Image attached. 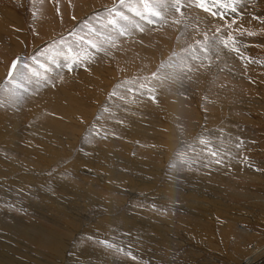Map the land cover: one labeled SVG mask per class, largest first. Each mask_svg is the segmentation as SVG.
Returning <instances> with one entry per match:
<instances>
[{
  "label": "rangeland",
  "instance_id": "374dc122",
  "mask_svg": "<svg viewBox=\"0 0 264 264\" xmlns=\"http://www.w3.org/2000/svg\"><path fill=\"white\" fill-rule=\"evenodd\" d=\"M163 2L171 3L172 0H163ZM207 2L211 8L210 12H215L216 16L197 8L192 3L191 6L183 9V17L172 11L166 23L157 21L152 24L136 16L127 7L119 8L133 22L139 23L144 31L140 32L132 28L130 36L119 37L117 47L109 48L110 55L90 49L93 53L92 58L84 61L80 66L74 65L73 70L69 72L63 67L66 62V49L62 45L60 46L62 54L49 53L48 56H41L39 53L62 38L71 43L74 51H78L79 42L69 33L77 31L85 39L92 38L88 30L82 28L85 21L92 23L98 30L105 31L91 18L103 14L106 8L118 6L119 0H0V79H2L0 118L3 122H0V126L6 128L5 124L8 121L13 119L16 121L20 116L31 111L28 108L36 107L35 110L39 108L40 112L46 114L43 117L38 113L33 116L35 124L41 129L47 122L44 118L56 116L53 108L43 107L44 103L51 104L52 98L61 90L70 91L72 96L76 94L81 97L84 94L82 89H75L72 86L73 82H80L74 83L80 85L86 82L85 79H95L103 85L110 86L108 92H104L96 101L86 105L88 112L96 109V104L104 110L99 120L95 117V120L93 118L83 125L86 133L82 135L75 151L72 149L73 141L67 140L73 137L66 138V144L68 143L67 146L71 148L69 155H65L66 163H69L66 164L69 167L64 176L65 192H57L60 183L57 181L56 187L51 185L49 189H45L50 197H54V202L52 198L46 199L43 196L32 200L36 201L32 203L37 210H40L38 207L47 206L48 212L51 213L55 202L63 204L54 205L70 208L73 202L80 201L84 210L89 206L84 202H87V199L89 202L91 199L93 203L88 208L90 212L85 211L81 219L84 225L89 222L96 223L97 220L99 224L91 227L92 235H83L84 239L79 244V249L75 250V253L81 256L70 254L66 262H62L47 250L33 246L36 250L31 253L30 259L35 264H48V262L49 264H242L244 259L250 256L253 248L258 249L264 244V0H238L235 13L231 9L219 7L213 3V0ZM222 2L228 3L230 0H222ZM125 3L137 10H143L142 0H125ZM182 3L189 5L190 0H182ZM173 17L179 19L180 23H174ZM233 20L235 23L228 28L227 25ZM217 27L221 29L219 33L215 31ZM229 32L232 33L239 52L220 45L217 54L216 38H227ZM249 32L252 35H249ZM205 34L209 38L210 45L207 58L195 43L198 40L203 41ZM95 39L99 40V37ZM190 45L196 48L195 53L185 51ZM192 55H196L198 59L193 60ZM34 56L50 71L45 72L39 64L34 63L32 60ZM177 56L184 57L193 71L180 79L156 80L152 77L153 72H157L162 78L174 71L178 73L179 69L166 66L170 58L176 60ZM17 57L21 58L22 63H27L37 72L48 76L51 83L46 81L38 83L37 77H32L30 81H21L23 86L17 89L21 99L19 102H14L8 92V89L13 87L8 83V72L11 62ZM57 63H61V67H57ZM110 80H112L110 84L113 85L109 84ZM142 83L146 85L145 88L140 87ZM149 87L155 89L153 93L156 96L155 102L147 92ZM113 91L117 92L116 96L111 95ZM89 96L85 94L87 99L90 98ZM110 101L119 106L106 108L105 104ZM67 104L69 105L70 102ZM16 115L19 116L15 117ZM91 116L89 112L87 117ZM41 121L43 123H40ZM136 128L139 130L142 128L146 133L140 146H137L138 141H134L137 149L133 156L138 160H146L149 163L161 162L160 157L153 159V150H158L161 144H168L166 149L164 146L161 150L168 151V156L171 154L173 160L169 158L172 164L169 165L170 167L167 166L165 170L168 171H164L165 174H161L160 177L162 180H159V183L167 184L163 186L162 193L156 192L174 200L136 199L130 206L128 201H132V198L128 197L126 201V195L109 193L104 185H100L101 191L96 189V193H90L81 181L83 175L89 177V174L74 170L73 164L79 154L87 153L89 158L87 160L98 159L100 155L98 152L103 149L107 156H102L113 162L111 167L119 164L117 169L129 172L127 175L131 177L141 176L143 173L147 176L151 175L150 167L146 170L144 162L139 163L135 168L124 166L126 154L117 152L121 147L127 146L128 139L125 135ZM147 129L150 132L149 130L146 132ZM201 138L205 139L207 144H201ZM54 143L58 144V142ZM210 151L215 152L216 155L212 156ZM13 159H16L15 153L1 150L0 171L5 170ZM217 159L221 163H215ZM63 166L65 167L64 164ZM63 166L53 165L50 175L53 176ZM80 168L88 167L80 166ZM101 174L105 173L101 172ZM0 183L4 182L0 180ZM10 189H4L2 192L0 187V200H5L8 204L4 206L0 203V209L2 208L4 212V214L0 212V220L12 222L11 216H13L26 221L27 224H33L34 219L38 226L56 232L55 229L58 227L53 225L51 220L44 219L38 212L37 215H33L35 210L25 207L24 203L28 200L20 197L18 189ZM110 189L129 190L125 187L119 189L116 185ZM5 192L14 198L3 197L2 194ZM97 198L102 201L101 204L98 203ZM111 200L120 202L115 208L105 207L107 204L104 205V201L111 202ZM119 205L122 209L119 214H134L146 218V222L150 221L156 226L154 231L139 227L128 233L125 229L103 220L111 212H117ZM219 208L222 210L220 211ZM190 221H196L198 226L201 225L198 229H192L187 225L191 223ZM69 222L70 219L62 220V223L66 224L65 228L68 227ZM167 222L187 224L175 234L169 231L170 228H166ZM122 223L117 222L119 226H122ZM206 225L207 227L210 225L208 228L213 226L212 242L223 243L225 249L218 251L216 245L206 246L201 242V235L206 237ZM238 226L244 227V234L238 232ZM0 232L3 236L9 235L2 229ZM167 232H170L173 238H166ZM104 241L114 247H108L102 243ZM0 242L8 241L6 238H1ZM13 245L17 252L22 254L30 252L29 248L22 247L18 243ZM262 252L264 253V249ZM263 260L264 255L256 256L255 264H264Z\"/></svg>",
  "mask_w": 264,
  "mask_h": 264
},
{
  "label": "bare ground",
  "instance_id": "6f19581e",
  "mask_svg": "<svg viewBox=\"0 0 264 264\" xmlns=\"http://www.w3.org/2000/svg\"><path fill=\"white\" fill-rule=\"evenodd\" d=\"M194 8H195V6L193 7V9ZM198 10L200 11V9H198ZM209 13H212V12H209ZM202 15H204V14L202 13ZM204 16H207V15H204ZM1 74H3V73H1ZM78 78H79V76H78ZM1 80L2 79H0V87L2 85ZM107 80H109V79H107ZM85 81L86 82H84L80 85H76V84H79L80 82L75 81V82H73V85H72L75 89L79 88V89H82L84 91L83 92L84 94L81 97L77 96L76 94L72 96L70 91L66 92L64 90H61V91H59L58 94H56V95L53 94V96L54 95L55 96L52 98L51 104L50 103H44L43 107L50 106L51 108H53L57 117L56 116H54V117L50 116L51 118H49V117L44 118L47 122H46V124H44V127L42 126L41 129H39L40 128L39 125L35 124V118H33V116L37 115V113H38L40 116L43 117V115H46V114L40 112L41 110L39 108L35 110L36 107L35 108H33V107L28 108V110H31V111H28V114H26V115L20 116V118H18L16 121L14 119L10 120V122L8 121L5 124L6 128H3L2 126H0V151L3 150V151L8 152V153H13V154L15 153V156H16V159H13V161L10 162V164L7 167H5L6 168L5 170L1 169V171H0V177H1L0 180H2L4 182V183H0V187L2 189V192L4 189H10V188H11L10 190L18 189V191H19L18 193L20 194V197L28 200V202L24 203L25 207L27 209H34L35 210V213L33 215H37V212H38L39 214L43 215L42 217L44 219L51 220L54 223V224L53 223L52 224L58 227V229H55L56 232H53V229H45L41 226H38L36 220H34V219L32 220V221H35V222H33V224H27L26 221H21V220L17 219L16 217H13V216H11L13 219L12 222H7L4 219L0 220V229L4 230L5 232H7L10 235V236L9 235L3 236V234L0 232V239L6 238L8 241V242H0V264H35L30 259V255L34 250H36V248H35L36 246L41 248V249L43 248L44 250H47L49 254H52V255L54 254V257L57 259H60L62 262L63 261L66 262V260L69 258L70 254L81 256V254L75 253V250L79 249L78 248L80 246L79 244L84 239L83 235L84 234L87 236L92 235L91 231L93 228L91 229V227L95 226L98 223L97 222L98 220L96 221V223L91 224V222H89L86 225H84V223L82 222V219H83L82 216H83V214H85V211L90 212V210L88 208H89V206H92L93 202L91 201V199L89 202H88V199H87V202H84V204H89V206L87 205L88 207L84 208V210H82L83 205L80 203V201H78L79 203L73 202V204L70 208H68L66 206L59 207L57 205L63 204V203L62 202H60V203L55 202L57 205H54L55 203H53L52 210L50 209L51 213L48 212L47 206L43 207V208L38 207V209H40V210H37L35 204L32 203V202H34V203L36 202V201H32V200H34V198H41L43 196L46 199H48L51 195H49L45 191V189H49L51 185L52 186L55 185V187H56L57 181L60 182L57 192L58 193L65 192L66 188L64 187V185L66 182H64V181H66V179L64 176H65V171H66L67 167H69V166H66L67 158L65 157V155L66 156L69 155L68 152L70 151V148H71V147L67 146L68 143L66 144V138L73 137V138H68L67 140L71 139L73 141V143L71 142V144H73L72 149L75 151L76 147H78L79 142H81L80 139H82V135L84 133H86L85 132V126H83V125L85 123L91 121L93 118H94L93 120H95V117L97 119L101 117L102 111L104 109H100L98 107V104H96L97 105L96 109H94L93 111L92 110L89 111L92 114L91 117H87L89 115V112H88V110H86L85 107H86V105H90L91 103L96 101L98 96H101V94H104V92H108L110 90V86L103 85V84H101L102 82H97L95 79H91V80L85 79ZM111 81L112 80L109 81V84ZM74 83H76V84H74ZM85 94H89L90 98L87 99L85 97ZM91 97H92V99H91ZM143 97L144 96H142V98ZM44 101H46V100H44ZM69 102H70V104L68 105L67 103H69ZM95 103H97V102H95ZM114 105L119 106L118 104H115V103L113 104V101H110L109 103L105 104V107L106 108L110 107V106L113 107ZM48 109L50 111L49 107H48ZM175 111L178 112L176 108H175ZM7 114H9V113H7ZM171 115H173V114L171 113ZM18 116L19 115H16L15 117H18ZM30 117L33 119H29ZM188 118H189V116H188ZM32 120H33V122H32ZM138 120H140V119H138ZM0 122H2V118H0ZM81 122H83V123H81ZM126 122H129V121H126ZM134 122H133V124H134ZM40 123H43V122L41 121ZM137 124H138V122H137ZM96 126H98V125H96ZM133 126H135V125H133ZM171 128H173V127H171ZM136 129H138V128H136ZM136 129L134 131L130 130L125 135V136H127V139H128V141L126 142L127 146L121 147L120 149H118L117 152H119L121 154H126V161L124 163V166H126L128 168H135L138 166L139 163L141 164L142 162H144V166H145L146 170H148V167H150L151 175H149V176H151V177L145 175L144 173H143L144 176L142 174L141 176L132 175L133 177H131V176L127 175V174H129V172H124L123 170L117 169L119 167V164L116 165L115 167H111V166H113L112 165L113 162L111 163V160H108L105 156L104 157L102 156V155L107 156L106 152L103 151V149H102V151L100 150V152H98V153H100L98 159L95 158V159L87 160V159H89V158H87V155H86L87 153L84 155H83V153H82V155L79 154L77 156L76 160L74 161V164H73L74 170H76L78 173L85 171L87 174H89V177L83 175L82 176L83 180H81V179L80 180L84 182V184H85L84 188L88 189L90 191V193H96L97 192L96 189L101 191L100 185H104V186H106L105 188L109 190V193L110 192H112L113 194L114 193H122V194H124V196L126 195V197H127L126 201H128V199H129L128 197L132 198V201H130V200L128 201V204L130 206L133 203V200L135 201L136 199L137 200L143 199L142 201H149L148 199L160 200V201H162V200H168V201L174 200L173 198H169L166 195H162V194L158 195L157 194V192L162 193L161 191H162V188H164L163 186L165 184H167L166 182L159 183V180H162L160 178L161 174H165L164 171H168V169L165 170L167 168V166L172 164L171 163L172 161L169 160V158H172V156L170 157L171 154L168 156L169 153H168V151L165 150L168 147V146H166L168 144H161V145H159L158 150H153V152H154L153 159L155 160L156 158L160 157L161 162L152 161L151 163H149L146 160H141V159L138 160L136 157L133 156L136 154L135 150L137 149V148H135L137 144H134V141H138L139 145H137V146H140L141 145L140 143L142 142V140L145 139L146 133L142 130V128L140 130L139 129L136 130ZM31 130H32V132H31ZM148 130L149 129H147L145 131L148 132ZM193 130H194V127H193ZM34 132H38L40 135L38 133H37L38 134L37 135ZM149 132H150V130H149ZM31 136H33V137H31ZM171 137H172V135H171ZM116 140H117V137H116ZM119 140H120V138H119ZM119 140H118V142H119ZM129 140H132V141H129ZM54 142H58V144H55ZM83 144H85V143H83ZM164 146H165V149L161 150L162 147L164 148ZM84 147H86V146H84ZM170 148H168V149H170ZM84 150L85 149H83V151ZM86 150H88V149H86ZM116 157H117V155H116ZM1 160H3V159H1ZM172 160H173V158H172ZM4 162L6 163V161H4ZM63 164L65 165V167L63 166ZM53 165H56L58 167L63 166V168H61L60 170L56 169L59 171L56 172L55 174H53V176H52V175H50V173H52V171H53L52 170ZM73 166H71V169ZM80 166H86L88 168L87 169H81L82 167L80 168ZM121 166H123V165H121ZM141 171H143V170H141ZM101 172L105 173V174H101ZM61 182H64V184L63 183L61 184ZM13 185H15V187ZM86 185H88V186H86ZM113 185H116L119 189H121L122 187H125L129 190L128 191H126V190H123V191L112 190V189H110V187H112ZM174 186H177V185H174ZM159 189H161V190H159ZM82 193H83V191H82ZM112 193H111V195H112ZM141 193H144V194H141ZM172 193H174V191ZM176 194H178V193H176ZM181 194H183V193H181ZM69 195H70V193H69ZM2 196L8 197L10 199L14 198L12 196H8L7 192L3 193ZM137 196H140L141 198H139ZM58 197H59V195H58ZM85 197H88V196H85ZM85 197H84V199H86ZM50 198H52V200H53L52 202H54V200H55L54 197H50ZM97 200H98L99 204L102 203V201L99 198H97ZM69 201H70V199L68 200V202ZM5 202H6L5 200L4 201L0 200V203L2 205L7 206L8 204H6ZM81 202H83V201H81ZM119 202L120 201H117V200H111V202H108V201L105 202L104 201V203H105L104 205L107 204L105 207L109 206V207L115 208L116 204ZM94 203H96V205H98L97 202H94ZM64 204H66V203H64ZM120 205H122V202L120 203ZM120 205L118 206L117 212L114 209L115 212L114 213L111 212V214H108L107 217H104L103 220H105L106 222L108 221V223L110 222L119 228L121 227V229L122 228L125 229V231H127L128 233L132 232L134 230V228H139V227L144 229V230L151 229L154 231V228L156 226L154 224L150 223V221L146 222V218H143L141 216L138 217L134 214L133 215H130L127 213L126 214L125 213L119 214V212L122 211ZM198 205H199V202H198ZM216 205H218V204H216ZM210 206H212V205H210ZM214 207H216V206H214ZM216 208H218V207H216ZM1 209H0V212L2 214H4L3 210H1ZM196 209H198V208H196ZM108 210H109V208H108ZM221 210L222 209H220V211ZM26 211H28V210H26ZM39 211H41V212H39ZM199 212H201V211H199ZM208 213L206 215H208ZM201 216H203V215H201ZM201 216H199V217L201 218ZM81 217H82V219H81ZM205 218H207V217H205ZM63 219H70V222L68 223L67 228H65L66 224L62 223ZM207 219H209V218H207ZM103 220H102V222H104ZM114 221H115V223H114ZM181 221H184V220H181ZM209 221H211V219ZM117 222H123L122 223L123 225L119 226L117 224ZM190 222L189 223L191 225L187 224L186 222H184L182 225L180 222H178V224H173L171 222H167L166 228L167 229L170 228L169 231H173L176 234L177 232L179 233L182 230L183 226H185L186 224L189 227H191L192 229H198L199 226L201 225L200 224L198 226V223L196 221H190ZM202 222L204 223L203 220H202ZM102 224L105 225V223H102ZM99 227H100V225H99ZM206 227H207V225H206ZM208 227H207V229H205V230H207L205 232L206 237H204L203 235H201V237H200L201 242L206 246H209V244L216 245V248L218 251H219V249H225L223 243L220 244L219 242L218 243L212 242V238L214 236L212 234H214V233H212L213 229H211V228L213 226L210 228H208ZM244 230H245L244 227L238 226V232L244 234L245 233ZM191 231L192 230H190V232ZM63 232H66V234ZM64 234H65V236H64ZM167 237L173 238L170 235V232L166 233V238ZM19 238H21L25 242L20 240ZM191 239L193 240V238H191ZM158 240H160V239H158ZM10 242H12V243H10ZM15 243L16 244L18 243L22 247L29 248L28 250L30 252L29 253L25 252V254H22L20 252L15 251V247L13 245ZM33 246H35V247H33ZM263 249H264V244H262L260 246V248H258V249H256V247L253 248L251 253L249 252L250 256L245 258L244 259L245 261L242 264H255L256 256H259V255L263 256L264 255V253L262 252ZM48 264H49V262H48Z\"/></svg>",
  "mask_w": 264,
  "mask_h": 264
},
{
  "label": "snow or ice",
  "instance_id": "6c2138e0",
  "mask_svg": "<svg viewBox=\"0 0 264 264\" xmlns=\"http://www.w3.org/2000/svg\"><path fill=\"white\" fill-rule=\"evenodd\" d=\"M237 2L238 0H230V2L228 3H224L222 2V0H213L214 4L218 5L221 8L231 9L233 13L237 11ZM192 3H194L196 7L202 9L205 12L211 11V8L208 6L207 0H190L189 5H185L184 3H182V0H172L171 3H164L163 0H155V2H150V0H142L143 10H137L131 5L126 4L125 0H119L118 6L113 5V7L111 8H106L103 14L91 18L92 20L96 21L101 28L105 29V31H100L96 27H94L92 23L85 21V23L82 25V28H86L88 30V34L92 38L85 39V37L80 35L77 31L69 33V35H71L75 41L79 42L77 43V48L79 49L78 51H74L71 43L62 38L59 41L53 42V44L49 45L47 49L42 50L39 55L48 56L49 53H55L58 55L62 54L60 52V46L62 45L66 49V62L63 67H66L68 71L71 72L73 70L74 65L80 66L84 61L90 60L92 58L93 53L90 51V49H93L95 50V52L98 53L102 52L105 55H110L109 48L117 47L119 43V37L130 36L132 34V28H135L140 32L144 31V28L141 27L139 23L133 22L127 15L124 14V12L120 11L119 8L127 7L129 11L134 12L136 16H139L142 20H146L147 23L152 24L157 21L161 23H166L172 11L179 14L180 17H183V9L187 6H191ZM145 13H147V15H145ZM212 15L215 16L216 13L213 12ZM121 21H123V23H121ZM173 22L180 23V20L173 17ZM234 23L235 20L228 24L227 27L231 28L232 24ZM215 31L219 33L221 29L217 27ZM248 34L252 35L251 32H249ZM95 37H99V40L95 39ZM208 39V36L205 34L203 41L198 40L195 42L197 45H199V50L205 53V58H207V54L210 52V45L208 44ZM216 41L217 42L215 45V50L217 54L219 53L220 45H223L224 48H230L233 51L239 52V48L235 46L236 41L232 36L231 32L228 33L227 38L218 37L216 38ZM185 51H188L189 53H195L196 48L190 45L189 48ZM191 58L193 60L198 59L196 55H192ZM32 60L34 63L39 64V66L43 68L45 72L50 71V69L47 68L45 64L41 63L37 59V57H32ZM163 66L164 65H162V67ZM166 66L168 68L179 69V72L177 73L174 71L173 73H170L163 78L157 72H153L151 74L152 77L156 80L168 78L180 79L182 76L193 71L191 65L188 64L185 61V58L181 56H177L176 60H171L170 58V62ZM57 67H61V65L57 63ZM32 77H37L38 83L40 81H46L48 83H51V80L48 76L42 75L41 73L37 72L34 68H31L27 63H22L20 57L15 58L11 62L10 69L8 72V83L12 84L13 87L11 89H8V92L14 102H19V100L21 99L20 93L17 92V89L23 86L21 84V81H30ZM61 79H63L62 76ZM140 87L145 88L146 85L142 83ZM154 91V88H147V92L150 98L155 102L156 96L153 94ZM111 95L116 96L117 92L113 91ZM121 99H123V97H121ZM200 143L207 144V141L201 138ZM237 146L239 147V145ZM210 154L212 156L216 155L215 152L211 151ZM215 163L219 164L221 163V161L217 159L215 160ZM102 243L106 244L110 248L114 247V245L109 244L107 241H104Z\"/></svg>",
  "mask_w": 264,
  "mask_h": 264
}]
</instances>
